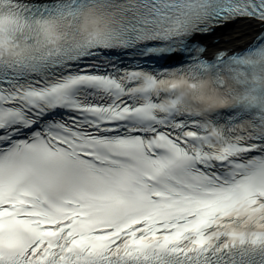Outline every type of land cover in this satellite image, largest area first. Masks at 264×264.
Here are the masks:
<instances>
[{
  "label": "snow or ice",
  "instance_id": "obj_1",
  "mask_svg": "<svg viewBox=\"0 0 264 264\" xmlns=\"http://www.w3.org/2000/svg\"><path fill=\"white\" fill-rule=\"evenodd\" d=\"M0 264H264V0H0Z\"/></svg>",
  "mask_w": 264,
  "mask_h": 264
},
{
  "label": "bare ground",
  "instance_id": "obj_2",
  "mask_svg": "<svg viewBox=\"0 0 264 264\" xmlns=\"http://www.w3.org/2000/svg\"><path fill=\"white\" fill-rule=\"evenodd\" d=\"M241 25H240V23H237L234 27H232V28H229L226 32H224V33H222L223 34V39H228L229 38V34L230 33H233V32H235V31H237V30H239V29H241Z\"/></svg>",
  "mask_w": 264,
  "mask_h": 264
}]
</instances>
